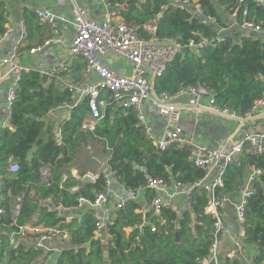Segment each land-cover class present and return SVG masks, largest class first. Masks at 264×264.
I'll list each match as a JSON object with an SVG mask.
<instances>
[{
    "label": "trees",
    "instance_id": "1",
    "mask_svg": "<svg viewBox=\"0 0 264 264\" xmlns=\"http://www.w3.org/2000/svg\"><path fill=\"white\" fill-rule=\"evenodd\" d=\"M108 1L111 6L125 7L119 9V15L125 22L136 26L140 37H170L180 45L187 44L191 39L198 41L200 33L207 37L216 36L215 26H211L205 18L214 17L219 25H223L217 5L223 6L225 12L230 11V8L238 9L236 0H199L203 14L199 16L195 10L187 11L168 5V0ZM164 5L166 7L161 10ZM159 11L161 15L156 18ZM248 18L264 23V6L248 2ZM31 19H34L32 15L25 14V25ZM153 20L155 30L149 32L143 26ZM6 23V10L0 1V34L5 31ZM263 74L264 38L243 35L236 41L225 35L224 41L214 46L208 45L197 52L187 49L183 53H177L162 74L154 79L153 88L156 92H175L181 86L201 84L212 89L216 103L231 109L237 115H243L262 95ZM45 81L36 70L31 69L22 74L12 106L9 122L11 129H0V172L5 176L3 191L9 188L14 195L20 193L27 181L39 179L38 168L41 164L53 163L62 151L65 156L57 161L53 184L36 187L39 196L43 198L49 195L54 200L61 199L65 206L74 204L75 198L80 194L93 198L92 191H100L102 188L101 178L95 183L86 184L74 194L58 187L61 182L60 169L71 162L79 141L85 143L88 140L103 143L102 152L109 155V170L118 181L129 188L144 184L148 177H160L166 183L176 181L187 184L199 180L204 175V171L189 159L186 148L171 145L164 150L156 149L145 135L143 127L138 124L134 109L109 105L94 131L82 132L79 128L88 113L87 98L71 109L68 120L63 124L66 146H56L54 136L50 132L45 140L38 144L37 141L44 131L43 118L50 109L56 108L70 96L66 88H58L53 83L45 86ZM10 156L19 161V170L14 175L5 174L6 162ZM251 165L261 168L263 173L254 183V193L246 206L244 241L247 245H255L259 249L252 263L264 264V155L253 156L245 153L242 166H227L223 176L224 190L229 192L234 189L241 180L242 168ZM66 173L68 178L63 185H74L69 171ZM144 195L147 201L155 192L147 190ZM190 200V207H185L179 216L164 210V230L162 231L161 225L158 224L155 232L149 229L138 231L139 216L135 209L140 204L138 201L129 202L125 208L116 211V220L111 228L112 239L105 245L90 240L93 219L91 213L86 212L79 220L75 218L67 224H60V227H65L71 232L72 246L54 254L52 263L195 264L207 254L212 240L213 219L204 214L207 196L203 190L195 188L190 194ZM37 214L36 221H44L49 226L59 221L55 219L53 211H46L38 202V198L33 199L26 194L18 224L31 221ZM192 216H195L194 219ZM2 220L8 221L9 213ZM125 228L130 231L126 232ZM175 231L179 232V241H175ZM137 235L139 243L135 240ZM88 241L89 246L86 249L82 244ZM3 252L7 253V264H31L37 255L22 245L10 248L6 234L0 235V256ZM224 264L244 262L235 257L227 259Z\"/></svg>",
    "mask_w": 264,
    "mask_h": 264
},
{
    "label": "built area",
    "instance_id": "2",
    "mask_svg": "<svg viewBox=\"0 0 264 264\" xmlns=\"http://www.w3.org/2000/svg\"><path fill=\"white\" fill-rule=\"evenodd\" d=\"M68 1L71 5L72 18L70 22L73 28L68 58L81 60L82 82H74L72 78L66 80V76L61 77L62 73L69 71L67 63L64 61L39 71L41 76L47 79L61 77V86L70 92L68 100L56 108L50 109L47 114L55 109H65L70 115L71 109L87 98L88 113L83 118L79 130L93 132L107 106L115 105L125 109H134L138 124L143 127L145 135L156 149L164 150L171 145L186 148L189 159L204 171V175L199 180L187 184L176 181L166 183L160 177H148L144 184H140L136 188H129L113 176L107 161H104L95 171L70 170L69 174L74 180L72 186L63 185L68 174L61 178L59 189L71 194L76 193L86 184H92L98 179H102L101 190L92 191L93 198L80 194L75 198L74 204L65 206L61 199L54 200L49 195L40 197L36 190V187L53 184L57 161L65 156L61 151L53 163L41 164L38 168L39 179L27 181L21 192L16 195L12 194L9 188L3 191L5 176L0 172V235L2 233L7 235L10 248L22 245L25 249L36 253L31 264H55L54 261L52 263L54 254H59L72 246L71 232L65 227H60V224H67L75 218L79 220L82 214L89 212L93 219V232L90 240L105 245L112 239L111 228L116 220V211L125 208L131 201L139 202L140 196L145 191H154L155 195L151 196L149 200L143 201V204L135 209L139 216L137 229L139 232H143L144 229L155 232L158 224L161 225L163 222L161 218L164 210L175 215H180L181 211L178 205L163 197L171 198L175 195H183L185 196V207H190V194L195 188H199L206 193L207 203L204 206V213L213 219V227L212 240L208 246L207 254L197 260L195 264H219L218 249L229 235L222 214V207L228 200L227 192L224 190V172L229 165L240 167L242 156L245 153L253 156L264 155V132L253 129L247 123L248 120L264 111V90L243 115H237L231 109L216 103L212 89L201 84L181 86L175 92H156L153 88L154 79L162 74L167 64L174 59L182 47L197 52L208 45L214 46L221 43L224 41V36L216 34V36L207 37L204 33H200L198 41L191 39L185 45H180L170 37L160 39L153 35L149 39H144L138 35L136 26L116 19L121 6H111L108 0H100L105 6V10L101 18L96 20L88 16L86 9L77 0ZM248 2L264 6V0H236L238 9L230 8L231 10L227 12L230 28L242 32L249 30L252 33L264 34V23L248 18ZM191 3L188 0H171L170 5L188 11L186 5ZM165 7L166 5L161 6V10ZM196 10L198 14L203 15L201 9L196 7ZM36 15L53 32H57L60 23L67 21L64 16L55 14L50 9L38 10ZM160 15L161 11L157 13L156 18ZM206 19L212 23L216 22V18L211 16ZM10 31V27L6 26L5 31L0 34V44ZM27 38L26 26L21 22L15 45L5 56H0V65L10 66L6 72L0 71V87L2 84L5 85V112L0 120V129H11L9 122L18 82L23 73L32 69L18 61V55L26 44ZM54 40L55 36L47 37L41 44L31 47L25 52L28 55H34L49 47ZM109 55L125 58L130 64L131 73L129 75L120 74L105 65L102 57ZM261 79L264 82V74ZM185 94L193 96L192 106L194 109L205 108L204 110H207L212 116L236 120L239 139L224 149H216L196 141L194 136L187 134L179 124L182 106L177 102ZM203 97L207 98L205 106L199 105ZM145 104H150L154 111L164 118L162 132L158 137L154 136L151 125L145 119L143 113ZM68 118L62 119L56 124L53 133L56 146H66L63 124ZM249 167L245 183L240 186V199L235 204V214L240 231V240L235 242V253L245 247L243 240L245 210L250 196L254 193V183L263 173L261 168L253 165ZM18 170L19 161L10 156L6 162L5 174L14 175ZM141 171L145 172L144 169ZM26 194L33 199L38 198V202L46 208V211H53L55 219H59L57 224L49 226L44 221H36L38 214L31 221L18 224V217ZM7 213H9V220L3 221L2 219ZM135 240L139 243L138 235L135 236ZM88 243L89 241L83 243L82 246L88 249ZM7 260V253L3 252V255L0 256V264H7Z\"/></svg>",
    "mask_w": 264,
    "mask_h": 264
},
{
    "label": "crops",
    "instance_id": "3",
    "mask_svg": "<svg viewBox=\"0 0 264 264\" xmlns=\"http://www.w3.org/2000/svg\"><path fill=\"white\" fill-rule=\"evenodd\" d=\"M4 8L6 10L7 23L5 27H10V32L7 33L6 37L2 40L0 44V56H5L15 45L17 38L19 36V28L21 22L25 24L24 15L30 14L34 19L28 21L25 25L27 26V32L29 37L27 38L26 44L22 47L20 55H18V61L22 64H25L32 68V70L41 71L46 68H49L56 64L57 62L64 61L67 63L68 72L62 73L61 77L66 76V80L72 78L74 82H82V62L78 58H68V51L73 38V28L71 24V5L68 0H1ZM192 2L191 4L200 9L199 0H188ZM87 11V14L92 19H100L101 15L105 10L104 4L100 0H77ZM168 0V5H170ZM122 9L125 7L120 5ZM217 10L220 14V17L223 20V25H219L217 22H214L216 28V34H221L223 36H231L234 40H238L240 36L243 35H254L256 37L264 38L263 33H252L249 30L239 31L233 28H230V20L228 18L227 11L225 12L223 6L217 5ZM120 8V9H121ZM42 9H50L52 12L58 15H62L66 18V22L60 23L57 32H53L50 27L36 15V11ZM194 13V12H193ZM195 13L198 14L197 10ZM199 16H202L198 14ZM36 16V17H35ZM116 19L123 20L119 15L116 16ZM205 20H207L205 18ZM208 21V20H207ZM213 26V25H212ZM149 32L155 30V20L146 23L143 26ZM55 36V40L51 45L41 52H38L34 55H28L25 51L33 46H37L43 42L47 37ZM105 65L115 70L116 72L124 75H129L131 73V67L129 62L122 57L116 55H109L102 57ZM10 68L9 65L1 64L0 71L6 72ZM40 73V72H39ZM41 75V74H40ZM61 77L47 79L45 78V86L50 83H53L58 88H63L61 86ZM94 79V78H92ZM95 80V79H94ZM4 94H5V85L2 84L0 87V120L2 119L5 108H4ZM178 104L182 106L180 126L182 129L189 135H192L196 138V141L204 143L209 147L216 149H224L229 144L236 142L239 139L238 135V123L234 119L230 118H219L212 116L208 113L205 108H196L192 106L193 96L191 94H185L177 100ZM207 98H201L199 105H206ZM143 113L146 121L151 125L152 132L154 136H160L162 132L164 118L157 114L150 104H145L143 108ZM68 112L65 109H55L51 113H48L44 118V129L47 125L50 128L48 133H54L56 124L62 119L68 118ZM248 125L253 129L264 132V111L260 114L254 116L252 119L247 121ZM94 141V140H92ZM42 143V142H41ZM81 144H84L82 141H79L78 146L75 147L73 158L69 164L64 168L60 169L61 178L65 175L66 171L76 169L80 172L85 171H95L99 168L101 163L107 161L109 155H103L101 158L96 159V165L89 164L82 160L78 164L77 154L83 153L87 156L86 150H80ZM103 145V143H102ZM82 147V146H81ZM90 149V146L86 147ZM99 149V148H98ZM105 149L109 150L107 146ZM99 151V150H97ZM93 158V157H91ZM243 158V156H242ZM80 166V167H79ZM242 166V165H241ZM242 177L241 180L237 183L234 189L227 192L228 200L224 203L222 207V214L225 221V224L228 228L229 235L223 240L222 244L218 249V262L219 264H224L227 259H234L238 257L244 262V264H253V259L257 256L258 247L255 245H247L241 249V251L235 253V242L240 240V231L239 224L235 214V204L238 203L240 199V186L245 183L247 174L249 173V166L242 168ZM183 195H175L173 197L164 196L165 200H170L173 204L178 205L181 209L180 215L185 209L186 203ZM145 195L142 194L139 198L140 205L145 201ZM205 214V213H204ZM179 216V215H176ZM195 216H192L194 219ZM163 222L161 225L166 223V220L162 214ZM160 220V221H161ZM191 222V226L193 225ZM158 224V222H157ZM127 232L130 231L129 228L126 229ZM176 232V231H175ZM245 237V236H244ZM244 240V238H243ZM238 254V255H237Z\"/></svg>",
    "mask_w": 264,
    "mask_h": 264
},
{
    "label": "rangeland",
    "instance_id": "4",
    "mask_svg": "<svg viewBox=\"0 0 264 264\" xmlns=\"http://www.w3.org/2000/svg\"><path fill=\"white\" fill-rule=\"evenodd\" d=\"M48 131H50V128L46 125L44 131L42 132V134L40 135V137L37 141L38 144L45 140V138L47 137ZM81 146H80V150H82V151L86 150L85 152L87 153V156H85L83 153L77 154L78 164H79V162L84 160L89 164V166H91L92 164L96 165L95 160L101 158V156L104 155V153L102 152L103 145H102V143H100L98 141L88 140L84 144H81ZM88 146H90L89 150L86 149V147H88ZM78 148H79V146H78ZM97 150H99V151H97ZM91 157H93V158H91ZM2 235H3V233H2Z\"/></svg>",
    "mask_w": 264,
    "mask_h": 264
},
{
    "label": "water",
    "instance_id": "5",
    "mask_svg": "<svg viewBox=\"0 0 264 264\" xmlns=\"http://www.w3.org/2000/svg\"><path fill=\"white\" fill-rule=\"evenodd\" d=\"M169 1H171V0H169ZM186 7L188 9L196 10V7L194 5H192V4H187ZM205 21H207V20H205ZM208 22H209V24L211 26L214 25V23H212L211 21H208ZM185 51H187V47H182L180 49V52H182V53L185 52ZM161 230L162 231L164 230V226L163 225L161 226ZM175 241H179V232L178 231L175 232Z\"/></svg>",
    "mask_w": 264,
    "mask_h": 264
}]
</instances>
